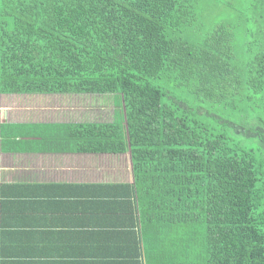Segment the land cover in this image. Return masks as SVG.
<instances>
[{
    "label": "trees",
    "instance_id": "trees-1",
    "mask_svg": "<svg viewBox=\"0 0 264 264\" xmlns=\"http://www.w3.org/2000/svg\"><path fill=\"white\" fill-rule=\"evenodd\" d=\"M208 5L0 0V95L118 107L111 123L2 122L0 151L128 155L132 179L0 186V264H146L165 242L264 264V0H240V33Z\"/></svg>",
    "mask_w": 264,
    "mask_h": 264
},
{
    "label": "rangeland",
    "instance_id": "rangeland-1",
    "mask_svg": "<svg viewBox=\"0 0 264 264\" xmlns=\"http://www.w3.org/2000/svg\"><path fill=\"white\" fill-rule=\"evenodd\" d=\"M239 6L240 0H209L204 20L211 25L227 24L240 33ZM117 112L116 98L109 94L0 95V123H111ZM70 160L69 165L76 167L78 172L68 169L64 179L79 180L87 176L111 183H124L131 179L128 155L76 156ZM16 161L22 162L21 159ZM54 162L64 165L62 160ZM197 228L200 235L205 232L201 225Z\"/></svg>",
    "mask_w": 264,
    "mask_h": 264
},
{
    "label": "crops",
    "instance_id": "crops-1",
    "mask_svg": "<svg viewBox=\"0 0 264 264\" xmlns=\"http://www.w3.org/2000/svg\"><path fill=\"white\" fill-rule=\"evenodd\" d=\"M7 124H20V123H7ZM30 144L34 145L33 143ZM35 151H36L35 149L29 151L22 150L21 152H16V153L11 151H3V152L0 151V186L55 185V184H63V185L64 184H75V185L117 184L108 181L103 182L96 178H89L87 176H84L85 179L83 178L79 180L64 179V173H67L68 169L78 172L76 167L69 165L71 163L70 158L76 156H91V155H77V154H63V153L56 154V153H45V152H40V151L35 152ZM92 156H99V155H92ZM117 156L119 157L121 155H117ZM15 159H21L22 162L19 161L14 162ZM58 160H62L64 165H59L58 163L54 162ZM131 181L132 179L127 180L124 183H130ZM6 231L8 232V230ZM14 241L15 239L14 240L9 239L8 241L2 239L3 243H12ZM165 243L167 244H164V247L161 248V254L159 252L157 253V259L147 262L146 264H196L194 254L190 255V253H188L187 255L188 259H186L185 252H183L181 246L175 248L173 244H169L170 242H165ZM10 247L12 252H19V253H21V251L25 248L24 245L19 246L16 244L13 245L11 244ZM27 248L28 250H30V245H28ZM164 254L168 257L166 258ZM26 260L28 259L26 258ZM9 261L14 262V260H9ZM30 263L46 264V262L36 261L34 259H32ZM98 263L99 262L95 260H90L88 262H85V264H98Z\"/></svg>",
    "mask_w": 264,
    "mask_h": 264
}]
</instances>
